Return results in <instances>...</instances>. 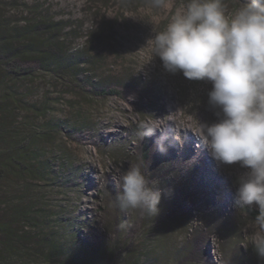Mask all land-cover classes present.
I'll return each mask as SVG.
<instances>
[{"label": "rangeland", "instance_id": "obj_1", "mask_svg": "<svg viewBox=\"0 0 264 264\" xmlns=\"http://www.w3.org/2000/svg\"><path fill=\"white\" fill-rule=\"evenodd\" d=\"M247 2L224 0L226 12ZM186 3L0 0V159L21 156L29 169L0 192L28 207L17 242L37 264H264L249 242L257 208L236 203L247 169L203 149L206 171L225 175L226 206L193 166L199 144L183 148L185 128L197 137L217 120L211 84L166 72L150 51ZM169 120L172 151L145 135ZM136 165L161 192L155 216L116 199Z\"/></svg>", "mask_w": 264, "mask_h": 264}, {"label": "clouds", "instance_id": "obj_2", "mask_svg": "<svg viewBox=\"0 0 264 264\" xmlns=\"http://www.w3.org/2000/svg\"><path fill=\"white\" fill-rule=\"evenodd\" d=\"M150 3L170 6L168 0ZM148 44L166 72L211 84L208 105L217 120L199 123L197 137L217 164L247 169L238 179L236 203L258 209L249 242L264 261V0H248L231 13L224 0H187ZM121 180L120 206L155 216L161 192L149 187L139 165Z\"/></svg>", "mask_w": 264, "mask_h": 264}, {"label": "trees", "instance_id": "obj_3", "mask_svg": "<svg viewBox=\"0 0 264 264\" xmlns=\"http://www.w3.org/2000/svg\"><path fill=\"white\" fill-rule=\"evenodd\" d=\"M18 54L16 56L14 54L12 57H17ZM5 158L0 159V184L5 183L9 175L14 176L13 171L24 175L29 173L28 167L23 165L24 159L21 156ZM3 187L5 189L6 185ZM2 206L4 209H1ZM27 212L28 207L18 206L17 203L8 200L5 193L0 192V264H25V262L37 264V254L40 253L24 249L17 242V226L19 222L28 221L29 214ZM250 215L254 219L258 215V209L251 211ZM42 259L44 260L43 257Z\"/></svg>", "mask_w": 264, "mask_h": 264}, {"label": "bare ground", "instance_id": "obj_4", "mask_svg": "<svg viewBox=\"0 0 264 264\" xmlns=\"http://www.w3.org/2000/svg\"><path fill=\"white\" fill-rule=\"evenodd\" d=\"M172 125H173V121L172 120H169V123H167L166 125H160L159 124V130H160V134L159 135H154L156 133V130L154 128H157L158 125L156 127H153L152 126L151 128H149V129H154L153 132H152V135H149V137L151 139V143L153 145H156L157 144V138L159 136H162L164 138L165 150L170 149L172 151V147L175 146V145H173L172 142H170L168 140V138H167L168 134L170 133V127ZM173 126H175V125H173ZM145 128L147 130H149L148 129V126H145ZM185 131H187L186 132V134H187L186 135V139L187 140H185V142L183 144V148H186V149L189 148L190 149V147L193 145L194 142L195 143H198L199 145L198 146H195L196 147V152L195 153H194V151L191 152V154L196 157L195 162L193 163V166L198 167V164H196V163H199V167L201 169H203L204 171H206V166H209V162L206 160V156L203 155L204 154V150L203 149H206V148H204L203 146H200L199 139L196 136H193L192 134L190 135L188 133V130L186 128H185ZM148 140L149 139L147 138L146 141H148ZM177 150L178 151L180 150L178 148V146H177ZM173 152H176L177 153L176 147H175V149H173ZM185 160H188L187 156H185ZM211 162L214 163V160L211 161ZM206 172H205V174L207 176V178H206V180H207V186L208 187H213V189H211V192H214V193L215 192L217 193L218 190L221 188V190H220L221 191L220 193L222 194L221 197H222V199L224 201V204L226 206H228V203H227L228 201H227V196H226L227 190H226V187L224 186L225 185V183H224L225 175L224 174H222V175H220V174L215 175L212 172L211 173L210 172L208 173V171H206ZM86 176L89 177L90 174H88Z\"/></svg>", "mask_w": 264, "mask_h": 264}]
</instances>
